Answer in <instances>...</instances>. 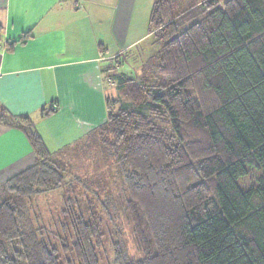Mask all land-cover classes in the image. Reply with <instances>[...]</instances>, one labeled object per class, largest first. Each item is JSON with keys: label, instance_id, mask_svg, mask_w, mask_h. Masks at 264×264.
Returning a JSON list of instances; mask_svg holds the SVG:
<instances>
[{"label": "trees", "instance_id": "16d2710c", "mask_svg": "<svg viewBox=\"0 0 264 264\" xmlns=\"http://www.w3.org/2000/svg\"><path fill=\"white\" fill-rule=\"evenodd\" d=\"M149 34L160 48L142 60L143 81L109 78L116 96L91 137L124 180L141 253L116 247L113 264H264V0H154ZM0 122L36 155L0 186V264H63L28 201L58 189L65 169L29 117L1 110ZM250 169L256 184L241 188ZM72 222L76 261L99 264L100 223Z\"/></svg>", "mask_w": 264, "mask_h": 264}, {"label": "crops", "instance_id": "0c3cea01", "mask_svg": "<svg viewBox=\"0 0 264 264\" xmlns=\"http://www.w3.org/2000/svg\"><path fill=\"white\" fill-rule=\"evenodd\" d=\"M131 13L132 0H0V115L29 117L57 162L96 145L116 93L111 64L139 45L117 42ZM35 160L27 135L0 122V186Z\"/></svg>", "mask_w": 264, "mask_h": 264}, {"label": "rangeland", "instance_id": "374dc122", "mask_svg": "<svg viewBox=\"0 0 264 264\" xmlns=\"http://www.w3.org/2000/svg\"><path fill=\"white\" fill-rule=\"evenodd\" d=\"M132 2L134 13L128 15L121 29L123 38L118 37L117 42L118 45L126 46L128 42L140 39L137 43L140 46L129 51L127 58L124 55L115 58L108 73L109 77L125 73L129 78L143 81L145 73L142 60L160 48L154 42L153 35L149 34V18L154 0ZM112 32L120 35L116 26ZM111 37L109 33L106 39L109 49L114 46ZM108 94L116 96L112 91ZM118 110L119 106L112 108L113 113ZM58 163L65 169L63 184L58 189L43 192L28 201L29 217L40 237L56 249L63 264H79L72 252L76 240L72 221L82 216L85 221L96 220L103 229L102 246L98 251L99 264H113L116 247H123L131 257L139 259L141 253L136 247L133 226L126 209L128 191L114 163L105 158L94 144L90 148L84 145L75 148L64 163ZM257 175L255 170L250 169L247 176L239 181L241 188L249 189L256 184Z\"/></svg>", "mask_w": 264, "mask_h": 264}]
</instances>
